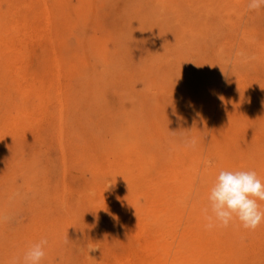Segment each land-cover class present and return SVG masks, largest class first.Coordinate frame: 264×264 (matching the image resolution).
<instances>
[{
	"label": "rangeland",
	"instance_id": "374dc122",
	"mask_svg": "<svg viewBox=\"0 0 264 264\" xmlns=\"http://www.w3.org/2000/svg\"><path fill=\"white\" fill-rule=\"evenodd\" d=\"M0 264H264V0H0Z\"/></svg>",
	"mask_w": 264,
	"mask_h": 264
}]
</instances>
